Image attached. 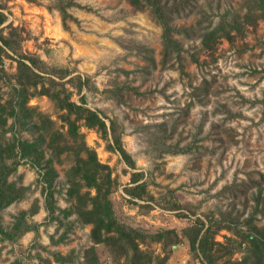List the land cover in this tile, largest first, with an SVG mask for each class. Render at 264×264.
I'll list each match as a JSON object with an SVG mask.
<instances>
[{
  "label": "rangeland",
  "instance_id": "obj_1",
  "mask_svg": "<svg viewBox=\"0 0 264 264\" xmlns=\"http://www.w3.org/2000/svg\"><path fill=\"white\" fill-rule=\"evenodd\" d=\"M160 2L0 0V264L264 252V2Z\"/></svg>",
  "mask_w": 264,
  "mask_h": 264
},
{
  "label": "trees",
  "instance_id": "obj_2",
  "mask_svg": "<svg viewBox=\"0 0 264 264\" xmlns=\"http://www.w3.org/2000/svg\"><path fill=\"white\" fill-rule=\"evenodd\" d=\"M29 2H35L36 0H27ZM147 4H149L155 14L157 15L159 21L161 22V24L163 25V28H164V38H165V41L168 45H173L174 43L172 42V40L170 39L169 37V31H170V28L168 26V23H167V19L165 17V14H164V11H165V8L164 6H162L160 0H145ZM264 2V0H250L249 3H257V2ZM63 12V18L65 19L66 16H67V13L62 10ZM6 16L3 12H0V27L5 23L6 21ZM1 33V32H0ZM209 35V39H210V36L212 34H208ZM207 38V37H206ZM206 38H205V41H206ZM0 41L3 42L4 45H7V42L6 40L4 39V37L0 34ZM210 41V40H209ZM1 48V47H0ZM30 64L33 65L34 63L32 62V60H30ZM71 105V104H70ZM83 111L86 113V120L87 122L89 123V125L91 127H97L100 131H104L105 133H107V124L106 122L100 118L96 113H93L91 110L89 109H83ZM113 139H114V143H115V147L117 148V150L123 155V157L125 158V160L127 161V163L130 164V159L128 158L126 152L120 147V142L119 140L116 138V136H114V132H113ZM125 191L130 195L131 192L129 189H125ZM20 195H11V196H7V197H3V195L1 194L0 195V207L1 206H7V205H10L14 202H17L19 199H20ZM201 224H203V222L201 220H198ZM209 228H207L205 231H204V235L203 237H201L198 241V248H200L201 250L204 251V245L206 244V240L208 239V235H209ZM250 238H252L251 235H249ZM198 238V235L195 237V240H197ZM253 264H264V252L261 253V254H256V259L254 260V263Z\"/></svg>",
  "mask_w": 264,
  "mask_h": 264
}]
</instances>
